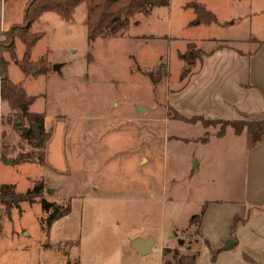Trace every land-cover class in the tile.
Instances as JSON below:
<instances>
[{"label": "rangeland", "instance_id": "rangeland-1", "mask_svg": "<svg viewBox=\"0 0 264 264\" xmlns=\"http://www.w3.org/2000/svg\"><path fill=\"white\" fill-rule=\"evenodd\" d=\"M23 1L6 0L7 16L20 14ZM170 1L94 40L84 2L73 21L50 11L32 25L43 36L30 71L4 53L7 75L34 96L30 110L45 114L49 137L44 146L26 138L30 122L0 98V184L25 193L42 183L33 201L6 208L0 197V264H180L201 241L197 222L184 225L192 213L209 200L225 209L244 201L247 133L229 126L219 136L221 123L181 118L169 95L210 49L257 46L264 0H199L218 12L210 23L199 22L194 0ZM24 50L17 39L15 57ZM42 198L57 205L51 223L55 206L44 209ZM150 237L151 251L140 252L135 243Z\"/></svg>", "mask_w": 264, "mask_h": 264}, {"label": "crops", "instance_id": "crops-1", "mask_svg": "<svg viewBox=\"0 0 264 264\" xmlns=\"http://www.w3.org/2000/svg\"><path fill=\"white\" fill-rule=\"evenodd\" d=\"M27 1H23L20 14L13 12L7 16L6 0H0V38L5 30L25 20ZM199 2L217 15V10L208 2ZM155 7L148 14L142 13L144 21L149 20ZM50 11L40 15L34 22L35 27ZM73 19L74 15L65 20ZM17 39L19 37L15 42ZM169 100L178 111L190 116L236 119L245 118L242 114H247L248 117H263L264 39L248 50L232 44L210 49L200 67L182 87L169 95ZM245 130L238 134L246 132L249 136L248 181L252 187L245 193L244 201H238L233 207L223 208L228 204L220 200H209L202 205L199 212H204L197 222L201 241L194 248V264H264V133L253 144L252 135ZM191 215L184 225L190 224ZM229 238L234 241L226 245Z\"/></svg>", "mask_w": 264, "mask_h": 264}, {"label": "trees", "instance_id": "trees-1", "mask_svg": "<svg viewBox=\"0 0 264 264\" xmlns=\"http://www.w3.org/2000/svg\"><path fill=\"white\" fill-rule=\"evenodd\" d=\"M84 2L87 8L85 24L87 26V34L89 40H94L99 36H114L121 33L131 22L132 17L137 13L148 14L154 6L168 5L170 0H28L25 9V20L22 25L12 26L5 30L4 40H0V98L6 100L13 108L19 110L20 117L28 119V126L24 128V136L33 140L38 138V145L44 146L49 137V132L45 130V114L43 112L31 111L30 106L34 102V96L28 94L25 89L18 83L12 81L7 75L8 59L4 53L8 52L10 57L15 60V63L27 73L30 71L31 65L34 63L31 60V51L37 41L43 36L42 31L32 32V25L40 18V15L46 10H52L60 14L65 19L73 17L75 8L78 4ZM197 13L199 22L217 21V15L210 10L204 3L195 1L192 2ZM15 37H19L25 44V50L21 59L15 57ZM224 46V45H223ZM190 56H193L192 54ZM182 57L188 63H193L187 58V53ZM181 118H186L193 123L202 121L204 124L221 123V129L218 132L219 136H223L227 127H232L237 133H241L245 129L252 135V142L256 144L264 133V117L261 119H246V118H210L204 115H193L188 118L182 114L178 115ZM14 185L11 183L0 184V197L6 208L18 206L22 200H34V195H39L42 190V183L37 184L32 189H28L25 193H16L13 190ZM44 209H50L55 206L54 212L48 217V222L51 223L59 216L57 205L53 202L42 198ZM204 210L199 213H194L190 217V224L199 222L202 218ZM180 244L184 243V239H179ZM179 252V250H176ZM180 264H194L196 254H181L179 256Z\"/></svg>", "mask_w": 264, "mask_h": 264}, {"label": "water", "instance_id": "water-1", "mask_svg": "<svg viewBox=\"0 0 264 264\" xmlns=\"http://www.w3.org/2000/svg\"><path fill=\"white\" fill-rule=\"evenodd\" d=\"M62 63H55L54 64V69H59L61 67ZM197 163H195L196 166ZM234 240L233 238H229L226 241V245H228L229 243H232ZM154 243V239L153 238H148L147 240H140L138 242L135 243V247L142 253H148L151 251L152 245Z\"/></svg>", "mask_w": 264, "mask_h": 264}]
</instances>
